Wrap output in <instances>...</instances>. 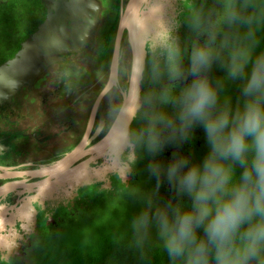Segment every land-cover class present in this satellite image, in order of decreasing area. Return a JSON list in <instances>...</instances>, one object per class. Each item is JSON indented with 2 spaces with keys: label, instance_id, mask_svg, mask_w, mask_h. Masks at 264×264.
Wrapping results in <instances>:
<instances>
[{
  "label": "flooded vegetation",
  "instance_id": "af4514ba",
  "mask_svg": "<svg viewBox=\"0 0 264 264\" xmlns=\"http://www.w3.org/2000/svg\"><path fill=\"white\" fill-rule=\"evenodd\" d=\"M100 2L102 7L98 24L88 43L80 51L65 54L62 61L51 64L34 80L31 87L24 85L12 97L11 102L0 103V187L13 185L11 191L3 197L0 196V210H3L4 204L6 207L19 204L24 197L34 195L35 192L27 190V184L48 176L36 175L37 173L44 172L45 166L77 148L89 150L107 133L116 117L121 102V89L126 86L127 70L131 67V46L128 41H124L120 59L119 85H107L110 81L119 18L128 0ZM228 2L229 0L172 2L160 31L156 30L147 37L142 105L145 97L158 95L165 89L179 95L181 89L191 82L192 49L197 44L206 43L209 32L216 33L213 48L220 53L221 58L213 62L206 74L218 88L221 103L229 101L227 85L222 84L219 87L221 81L234 80L228 75L226 62L229 47L225 45L235 46L241 38H231L229 14L226 11L229 8ZM39 11L43 14L42 17L46 16L47 9L42 0H0V59L4 52L10 50V46L21 43L24 34L31 33L29 30L32 25L38 26ZM105 14L111 17L112 22L109 27L102 28L106 23ZM165 14L166 12L161 13L159 17ZM162 40H167L179 49V65L184 73L180 79H171L167 75L166 56L162 55L165 49L159 43ZM100 65L102 67L97 69ZM157 65L163 74L154 80L152 73ZM85 78L88 79L87 83H84ZM158 106L169 113L175 111L171 102L158 103ZM142 126V113H138L133 120L131 133ZM84 140H89V143L83 146ZM206 148L203 132L197 129L188 142L170 145L155 159L167 163L174 151L184 155L191 154L193 159H196L204 154ZM90 155L83 154L81 160ZM131 156L135 157V163H129L132 171L127 172L124 177H121L118 171L111 172V187H106L105 182L100 180L75 188L67 184L45 200L38 198L32 201L37 210L35 231H27L23 228V222L18 220L12 226L22 234V237L15 240L16 244L20 243L18 250L8 258L0 255V264H29L41 229L63 227L72 220L83 218L86 209L93 202V189L116 193L121 185L128 187L144 182L152 184L154 190L157 189V177L148 169L153 156L136 145L134 150L127 146L121 153L122 160L126 162ZM77 163L78 161L75 165ZM142 172L146 173L143 178ZM158 190L164 195L155 197L156 203L161 201V204H176L182 200L166 179L161 180ZM10 228L11 226L7 225V229L2 232L5 234Z\"/></svg>",
  "mask_w": 264,
  "mask_h": 264
},
{
  "label": "clouds",
  "instance_id": "9594fccd",
  "mask_svg": "<svg viewBox=\"0 0 264 264\" xmlns=\"http://www.w3.org/2000/svg\"><path fill=\"white\" fill-rule=\"evenodd\" d=\"M238 19L236 10L229 13V22ZM215 41L216 33L209 32L206 43L193 47L192 80L179 95L165 89L131 110L121 107L119 127L109 141L117 154L130 145L145 149L153 156L148 169L157 177V189L166 179L182 198L180 203L158 204L154 194L147 196L131 221L138 240L155 228L170 264H264V53L225 45L228 75L243 80L241 102L233 108L229 101L221 103L206 74L221 58ZM159 43L168 77L182 78L179 49L167 40ZM138 70L143 71L142 55ZM162 74L154 66L153 79ZM169 102L175 106L172 113L158 106ZM138 113L143 126L130 133L127 121ZM197 129L207 146L201 157L174 151L167 163L155 159L170 145L188 142ZM128 163H135V157Z\"/></svg>",
  "mask_w": 264,
  "mask_h": 264
},
{
  "label": "water",
  "instance_id": "95a60500",
  "mask_svg": "<svg viewBox=\"0 0 264 264\" xmlns=\"http://www.w3.org/2000/svg\"><path fill=\"white\" fill-rule=\"evenodd\" d=\"M174 0H128L126 7L121 11L116 42L111 63L110 81L108 87L119 85L118 73L124 41L131 46V67L127 70L126 86L121 89V107L129 110L142 105L143 71L146 65V42L150 33L161 29L163 21L169 12ZM47 13L42 22L20 43L14 55L0 63V103L11 102L12 97L24 86H32L34 80L41 75L51 64L62 61L65 54L80 51L93 37L98 24V15L101 10L100 0H42ZM166 12L162 17L159 14ZM159 26V28H158ZM160 31V30H159ZM143 57V71L138 70L140 57ZM119 111L107 133L101 137L89 150L80 148L60 157L44 167V172L36 175H48L43 180L27 184L29 192H35L20 203L3 205L0 210V255L8 258L17 252L19 244L15 240L22 237L12 226L18 221L23 222L27 231H35L37 225V210L32 201L38 198L47 199L59 191L62 186L75 188L100 180L106 187H111V172H119L124 177L131 172L130 164L113 151L109 135L118 124ZM134 118L127 121L131 133ZM89 140L82 144L87 145ZM134 150V145H130ZM90 153V157L81 160L83 154ZM102 161H99V159ZM81 160V161H80ZM78 163L75 165V162ZM62 167L66 168L63 176ZM10 189L5 185L0 187V194ZM10 213V214H9ZM10 215V217H7ZM11 228L9 233H3Z\"/></svg>",
  "mask_w": 264,
  "mask_h": 264
},
{
  "label": "trees",
  "instance_id": "16d2710c",
  "mask_svg": "<svg viewBox=\"0 0 264 264\" xmlns=\"http://www.w3.org/2000/svg\"><path fill=\"white\" fill-rule=\"evenodd\" d=\"M238 1V8L246 13L242 18H251L253 22L257 48L264 53V0H229V8ZM43 11L45 14L44 8ZM42 16L39 11L37 23L43 21L45 15ZM242 18L239 17L240 22H229L231 38H241L238 24H241ZM36 27L32 25L29 33ZM26 37L24 34L21 39ZM19 47L20 44L10 46V50L1 56L0 63L12 57ZM142 174V178L146 176V173ZM153 192L154 187L148 182L128 187L121 185L116 193L91 190L93 202L83 218L72 220L63 227L41 229L29 264H170L157 237L138 240L132 227H127L131 226L132 219L138 213L134 209L125 210L122 202L128 200L132 204L134 200L140 203ZM73 229L77 230L76 235H68Z\"/></svg>",
  "mask_w": 264,
  "mask_h": 264
},
{
  "label": "rangeland",
  "instance_id": "374dc122",
  "mask_svg": "<svg viewBox=\"0 0 264 264\" xmlns=\"http://www.w3.org/2000/svg\"><path fill=\"white\" fill-rule=\"evenodd\" d=\"M240 2L238 1L237 3L233 4L232 7L227 8L226 11L229 14V11L232 12L233 10H236L239 13V17L242 18L244 17L245 11L243 9H239ZM106 17V23L103 24L102 28L104 27H109L111 25L112 19L109 15L105 14ZM246 17V15H245ZM240 22V20H238ZM238 26L241 29L242 35H241V39L240 41L235 45L237 47H249V49L252 51L253 55L255 54H259L257 45H258V40L256 38V36L254 35V29H253V22H249V20L247 18H242V22L241 24ZM251 32L253 35L251 38L248 37V33ZM102 66L100 65L97 69L101 68ZM96 69V70H97ZM96 70L93 73V79H94V74L96 72ZM88 79L85 78L84 83H87ZM222 84H226L228 87L227 93H228V97H229V102L231 103L232 107L235 108L239 105V103L241 102V88H242V84H243V80L242 79H237V80H232V81H225L219 84V87ZM155 192V193H154ZM154 192L152 194H155L157 197H162L164 194L163 192H161L158 189H155ZM146 203V198L142 199L140 201V203L135 202L134 200H132V204L128 203V200L126 202H122V205L124 207L125 210H130V209H134L135 212L139 213L141 211L142 208H144ZM158 204H161L160 202H157ZM128 228H131V226H127ZM77 230L73 229L72 231L68 232L67 234L70 236L76 235ZM153 238V237H157L156 235V230L155 228H153L151 230V232L146 236V238ZM158 238V237H157ZM37 255H35L36 257Z\"/></svg>",
  "mask_w": 264,
  "mask_h": 264
},
{
  "label": "bare ground",
  "instance_id": "6f19581e",
  "mask_svg": "<svg viewBox=\"0 0 264 264\" xmlns=\"http://www.w3.org/2000/svg\"><path fill=\"white\" fill-rule=\"evenodd\" d=\"M61 170H62L61 173L59 172V170H58L57 172H58V174H59L60 176H63L64 173H65V171H66V168L62 167ZM12 186H13L12 184H6V185H5V187H7V189H10ZM3 195H5V192H3V193L0 194L1 197H3Z\"/></svg>",
  "mask_w": 264,
  "mask_h": 264
}]
</instances>
